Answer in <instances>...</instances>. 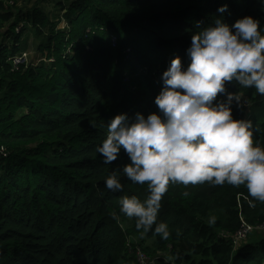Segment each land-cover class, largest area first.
<instances>
[{"label":"trees","instance_id":"obj_1","mask_svg":"<svg viewBox=\"0 0 264 264\" xmlns=\"http://www.w3.org/2000/svg\"><path fill=\"white\" fill-rule=\"evenodd\" d=\"M10 1L0 0V264H142L139 253L149 264H264V230L235 242L247 226L264 224V204L250 207L243 186L170 184L158 222L171 236L142 235L119 201L146 199L147 186L122 176L123 191L108 190L110 172L130 161L121 151L104 164L96 151L116 115L158 111L162 74L176 56L190 63L197 22L253 16L264 27V2L56 0L51 20L37 4L24 11ZM29 22L36 37L47 28L50 35L35 61L14 65ZM240 91L251 107L234 105V116L251 119L264 143V96Z\"/></svg>","mask_w":264,"mask_h":264},{"label":"clouds","instance_id":"obj_2","mask_svg":"<svg viewBox=\"0 0 264 264\" xmlns=\"http://www.w3.org/2000/svg\"><path fill=\"white\" fill-rule=\"evenodd\" d=\"M227 10V4L218 8L221 14ZM201 24L196 23L186 52L187 67L176 56L162 74L154 101L158 111L116 115L96 149L108 165L121 151L127 155L130 162L114 168L105 186L123 191L122 176L146 185V199L125 195L119 212L135 219L142 235L152 232L164 240L171 230L158 215L170 184L243 186L250 207L264 204V143L254 137L253 121L235 118L233 110L251 107L240 89L254 88L264 96V27L253 16L231 25L222 16L207 27ZM230 84L239 90L230 92Z\"/></svg>","mask_w":264,"mask_h":264},{"label":"rangeland","instance_id":"obj_3","mask_svg":"<svg viewBox=\"0 0 264 264\" xmlns=\"http://www.w3.org/2000/svg\"><path fill=\"white\" fill-rule=\"evenodd\" d=\"M12 1H14V4L17 7H23L24 11L30 9L33 5L37 4L51 14L50 16L51 20H54L55 19L54 17H57L56 13L58 9L55 7L56 0H29L28 2H25L24 0H12ZM30 24L31 22H29V25L25 29L21 41H22V47L25 48L26 49L25 51L29 53L28 61H35V57L40 53L37 50L38 44L42 42L45 36L50 35V32H49L50 30L47 28L45 29L44 35L36 37L34 30L30 29ZM21 25L23 26V23H20L18 26H21ZM57 27L58 29H63L64 27H66V22L64 20H60L57 24ZM139 258H140V263L148 264V259L147 261H144L145 259L142 253H139Z\"/></svg>","mask_w":264,"mask_h":264},{"label":"built area","instance_id":"obj_4","mask_svg":"<svg viewBox=\"0 0 264 264\" xmlns=\"http://www.w3.org/2000/svg\"><path fill=\"white\" fill-rule=\"evenodd\" d=\"M11 3H14V1H11ZM22 26V25H21ZM21 26H18L16 29L17 31H20ZM28 52L27 51H23L18 55H15L14 57L11 58L12 62L14 63V65H18L24 62H28ZM264 230V224L257 226V227H253V226H247L245 229L241 230L240 232L237 233L236 238H235V242L238 244L239 242L243 241L244 239L247 238L248 234L250 231L252 230ZM140 259V258H139ZM144 261H146V257L144 256Z\"/></svg>","mask_w":264,"mask_h":264}]
</instances>
